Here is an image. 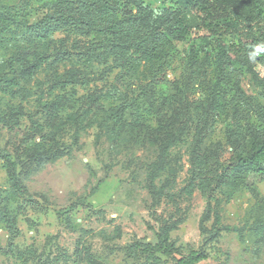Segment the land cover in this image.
<instances>
[{"label": "rangeland", "instance_id": "1", "mask_svg": "<svg viewBox=\"0 0 264 264\" xmlns=\"http://www.w3.org/2000/svg\"><path fill=\"white\" fill-rule=\"evenodd\" d=\"M46 1L0 0V14L30 24ZM259 2L222 38L223 70L213 59L217 32L203 27L175 44L160 70L122 76L74 55L25 79L19 66L33 50L24 27L0 19V206L18 231L10 241L0 224V264H174L190 251L206 254L198 264H264V179L256 178L255 197L245 188L228 201L217 193L208 214L189 181L199 120L209 114L203 148L225 151L231 118H214L213 106L236 102L235 85L239 102H264V47L253 60L248 54L252 41L264 43V0H219L232 18ZM88 41L55 34L51 48L72 54ZM13 173L23 192L12 188ZM171 225L168 243L179 255L168 257L154 247Z\"/></svg>", "mask_w": 264, "mask_h": 264}, {"label": "trees", "instance_id": "2", "mask_svg": "<svg viewBox=\"0 0 264 264\" xmlns=\"http://www.w3.org/2000/svg\"><path fill=\"white\" fill-rule=\"evenodd\" d=\"M258 1V0H255ZM47 10L30 24L22 25L18 18L0 14V19L15 28L24 27L21 38L28 40L25 60L19 66L20 74L30 78L43 65L62 64L74 56L87 63L101 62L110 69L118 70L122 76H131L140 68L165 65L175 44L182 42L193 29L211 27L215 36L214 56L217 68L229 62L228 47L222 42L225 33L238 25L240 17L249 18L260 10L258 5H244L236 18L230 17L219 0H171L170 6L152 7L143 0H47ZM64 34L69 37L89 40L84 50L68 53L51 48V37ZM264 41V36H261ZM37 44L40 45L38 49ZM207 42L206 45H210ZM264 44V43H263ZM259 41H252L248 51L253 60ZM86 50V51H85ZM30 57V58H29ZM264 64V60H260ZM226 74L227 78H230ZM68 82H58V85ZM236 102L216 104L210 113L215 118L227 115L231 124L226 132L227 149L212 153L203 148L202 132L209 121L206 114L199 120L190 147V187H194L206 198L208 204L205 214L218 203L216 195L232 196L233 190L245 188L255 195V180L264 179V102H239L241 90L233 86ZM12 188L24 191L17 174L10 176ZM190 194V193H189ZM0 224L7 228L10 241L18 236L16 223L12 215L0 206ZM218 220L213 222L217 230ZM173 226H165L158 236L160 243L154 249L166 256L179 255V251L168 243V234ZM133 254V247L128 248ZM174 264H198L206 260L204 252L190 251L186 256L179 255Z\"/></svg>", "mask_w": 264, "mask_h": 264}, {"label": "clouds", "instance_id": "3", "mask_svg": "<svg viewBox=\"0 0 264 264\" xmlns=\"http://www.w3.org/2000/svg\"><path fill=\"white\" fill-rule=\"evenodd\" d=\"M259 47H264V44L258 45Z\"/></svg>", "mask_w": 264, "mask_h": 264}]
</instances>
